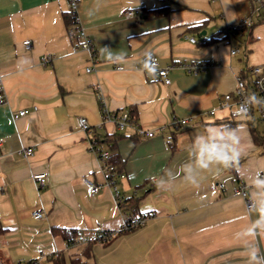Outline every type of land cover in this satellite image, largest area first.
Masks as SVG:
<instances>
[{
  "label": "crops",
  "instance_id": "crops-1",
  "mask_svg": "<svg viewBox=\"0 0 264 264\" xmlns=\"http://www.w3.org/2000/svg\"><path fill=\"white\" fill-rule=\"evenodd\" d=\"M71 1L0 0V264L35 258L53 264L57 253L66 264L76 258L79 264H264L250 259L253 251L264 257V222L257 224L264 209L258 183L264 181V123L228 120L220 107L235 75L264 63V21L254 24L250 40L224 33L251 14L253 0H74L96 63L67 34ZM129 9L137 11L128 17ZM233 47L239 51L232 54ZM148 51L161 65H173L169 84L147 67ZM190 62L205 64V71L181 66ZM129 108L140 128L163 130L151 137L134 125L119 130L102 113ZM213 108L214 115H200ZM22 109L26 114L14 118ZM79 116L88 130L79 127ZM187 116L196 122L176 130L175 120ZM212 145L241 154L226 164L208 160ZM26 147L31 155L21 153ZM105 149L122 161L121 197H138L145 221L107 242L69 243L54 229L123 226V209L98 157ZM39 173L43 186L32 178ZM85 177L101 184L96 194ZM239 184L246 198L233 194ZM36 210L41 219L33 218Z\"/></svg>",
  "mask_w": 264,
  "mask_h": 264
},
{
  "label": "built area",
  "instance_id": "built-area-1",
  "mask_svg": "<svg viewBox=\"0 0 264 264\" xmlns=\"http://www.w3.org/2000/svg\"><path fill=\"white\" fill-rule=\"evenodd\" d=\"M71 14L74 17V22L72 25L67 26V34L75 43L77 47L88 51L90 59L93 63L97 61V52L94 47L93 41L89 35L85 32L84 28L79 23V17L76 12V2L74 0L70 3ZM137 10L129 9L126 10V16H133ZM264 21V0H253V7L251 14L245 16L242 20L235 24L226 25L224 28V33L228 36L230 34L243 35L244 32L251 28L256 22ZM191 42H195V37H190ZM25 45H29V40H26ZM239 51V48H231L230 52L233 54ZM147 67L155 72L157 77L161 79L165 84L170 83V77L168 76L169 70L173 65H161L158 56L153 51H148L143 55ZM189 72L197 73L199 71H205L206 65L203 63L190 62L181 64ZM118 69H122V66H117ZM93 69V65H89L85 68L86 72ZM1 92V87H0ZM220 107L227 110L225 118L228 120H234L240 117H244L250 121H257L264 123V63L259 65L248 66L246 70L242 73L235 75L234 87L232 90L225 92L221 95ZM27 110L22 109L13 113V117L17 118L26 114ZM103 116L106 118H111L114 120L117 128L122 130L126 125H134L138 134L145 135L147 137L153 136L156 132L162 131L163 128L155 129H143L140 128L136 121L129 118L127 111H123L120 114L110 113L107 110H102ZM215 109H208L202 112L200 115L205 117L214 115ZM177 123L175 129L178 126L187 125L196 122V116H187L175 120ZM77 123L82 130H88L90 124L87 119L83 116L77 118ZM262 137L264 138V131L262 132ZM1 143V139H0ZM24 155H31L33 152L32 147H26L20 150ZM99 160L101 162V167L105 175V183L113 189L115 197L119 202H121L122 197L120 190L116 186V181L125 177L123 171L117 170L115 164L111 161V152L109 149L101 150L99 152ZM257 175L262 176V172H258ZM32 178L39 186H43L45 183V174H33ZM84 182L87 184L89 192L91 194H96L101 184L96 183L90 177H85ZM233 194L236 196H241L246 198V186L244 184H239L233 187ZM247 205H252V200L247 198ZM34 219H41L44 213L41 210H36L32 213ZM124 223L120 229L129 230L134 229L141 225L145 221V216H139L128 221L129 216L123 213ZM117 231L110 230H96L90 232H78L72 243L75 244H87L89 242H104L109 240L116 234ZM39 258L32 259L26 264H39Z\"/></svg>",
  "mask_w": 264,
  "mask_h": 264
},
{
  "label": "trees",
  "instance_id": "trees-1",
  "mask_svg": "<svg viewBox=\"0 0 264 264\" xmlns=\"http://www.w3.org/2000/svg\"><path fill=\"white\" fill-rule=\"evenodd\" d=\"M64 19H65V23H66L67 26L72 25L73 22H74V17L71 14L70 11H66L65 12ZM253 26L251 28L247 29L244 32V35L246 36L247 40L252 39L251 30H252ZM127 113H128L129 118L133 119L134 121L137 120L136 119L137 115H136V109L135 108H129L127 110ZM252 135H253V138L255 140H257V137H256L257 135H256L254 130L252 131ZM111 136H114L113 137L114 138L113 141L116 142L117 136L114 135V134H111ZM261 138H262L263 145H264V138L262 136H261ZM110 148H111L110 151L114 150V147H113L112 144H110ZM111 161L115 164L117 170L122 171V168L120 166L122 164V161L120 160L119 156L116 153H114L113 155L111 154ZM120 204H121V208L123 209V212H125V211L129 212V213L125 212L129 216L128 221L131 220V219H134L136 217H139V216H145L144 214L140 213V211H139V208H138V205H137L138 204V197L129 196V197H125L124 199L122 198ZM130 230H133V229H129V230L119 229L118 232H116L115 235H117L119 233L130 231ZM54 233L56 235L57 234L60 235L67 242L72 243L74 241L75 237L77 236L78 231L74 230V229L66 230V229L56 228V229H54ZM107 241L108 240H106L104 242H107ZM91 243H93V242H89V243H87V245H90ZM52 261H53V264H66L64 257L61 254H59V253L56 254V256L53 258ZM70 264H79V259L76 258V259L71 260Z\"/></svg>",
  "mask_w": 264,
  "mask_h": 264
},
{
  "label": "clouds",
  "instance_id": "clouds-1",
  "mask_svg": "<svg viewBox=\"0 0 264 264\" xmlns=\"http://www.w3.org/2000/svg\"><path fill=\"white\" fill-rule=\"evenodd\" d=\"M125 55L121 54L120 59H124ZM241 128H244L245 125H240ZM234 143L239 142V137H233ZM209 155L208 160L215 159L217 162L221 164H226L229 160H236L240 156V151L237 148L231 149V154L224 152L223 150H217L215 145H212L210 149H208ZM202 167H207V164L204 161H201ZM259 184H264V181H258ZM264 222V209L261 210L260 219L257 221V224ZM258 250V249H257ZM250 259L253 261H264V257H257L256 251H253L250 254Z\"/></svg>",
  "mask_w": 264,
  "mask_h": 264
},
{
  "label": "water",
  "instance_id": "water-1",
  "mask_svg": "<svg viewBox=\"0 0 264 264\" xmlns=\"http://www.w3.org/2000/svg\"><path fill=\"white\" fill-rule=\"evenodd\" d=\"M205 30H203L202 32H200V34H199V36H201V35H205Z\"/></svg>",
  "mask_w": 264,
  "mask_h": 264
},
{
  "label": "rangeland",
  "instance_id": "rangeland-1",
  "mask_svg": "<svg viewBox=\"0 0 264 264\" xmlns=\"http://www.w3.org/2000/svg\"><path fill=\"white\" fill-rule=\"evenodd\" d=\"M242 39H246V36L244 35L243 37H242ZM246 41V40H245ZM245 41H243L242 43H246Z\"/></svg>",
  "mask_w": 264,
  "mask_h": 264
}]
</instances>
